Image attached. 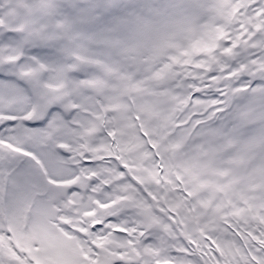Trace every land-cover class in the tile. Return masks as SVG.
<instances>
[{
    "label": "snow or ice",
    "instance_id": "obj_1",
    "mask_svg": "<svg viewBox=\"0 0 264 264\" xmlns=\"http://www.w3.org/2000/svg\"><path fill=\"white\" fill-rule=\"evenodd\" d=\"M0 264H264V0H0Z\"/></svg>",
    "mask_w": 264,
    "mask_h": 264
}]
</instances>
